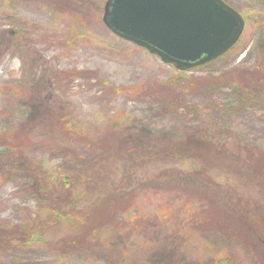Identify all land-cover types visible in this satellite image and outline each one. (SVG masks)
<instances>
[{"label":"rangeland","instance_id":"obj_1","mask_svg":"<svg viewBox=\"0 0 264 264\" xmlns=\"http://www.w3.org/2000/svg\"><path fill=\"white\" fill-rule=\"evenodd\" d=\"M226 1L245 16L240 38L182 70L114 33L106 0H0V39L12 36L1 47L0 129L25 143L0 144V264H165L171 252L172 264H264L246 227L264 226V0ZM70 69L87 73H59ZM41 71L50 85L30 91ZM40 99L76 128L40 114ZM190 135L223 148L206 158L171 148ZM71 169L83 175L74 207L49 210Z\"/></svg>","mask_w":264,"mask_h":264},{"label":"water","instance_id":"obj_2","mask_svg":"<svg viewBox=\"0 0 264 264\" xmlns=\"http://www.w3.org/2000/svg\"><path fill=\"white\" fill-rule=\"evenodd\" d=\"M103 21L163 61L192 70L234 45L246 19L226 0H106Z\"/></svg>","mask_w":264,"mask_h":264},{"label":"trees","instance_id":"obj_3","mask_svg":"<svg viewBox=\"0 0 264 264\" xmlns=\"http://www.w3.org/2000/svg\"><path fill=\"white\" fill-rule=\"evenodd\" d=\"M7 41L8 44H10L12 42V36L5 34H2V38L0 39V55L4 52L5 47L8 45H5L3 48H1L3 46V42ZM36 73V72H35ZM35 73L32 75V79L31 81L33 82V84L30 86V91L32 90H39V91H43L47 88V86L50 85L51 83V79L52 76L50 75V77L48 75H46V73L44 71H41L40 74L36 75L35 77ZM59 73H64L65 75H67V77H70L72 75H74V73L76 74H80L81 76H86V70H77L75 71V69H70V70H66L65 71H61ZM94 73V71H93ZM95 75V74H94ZM51 78V79H50ZM60 80V78H58ZM41 102L38 103V108H39V112L40 114L44 113L45 116H47V118L49 119H53L55 121V123H57L58 125H60V128H63L64 130H67V132H70L71 129H75L76 126H74L72 119L70 118L69 114L67 113H61L60 111L56 110L49 102H47L44 99H40ZM61 115H60V114ZM29 119H25V120H21V125L23 124L24 126L26 124H29L30 122L27 121ZM20 127V126H19ZM7 128L9 129V131H13L14 128L11 127V123L7 125ZM11 136L12 140L15 142H11V141H7V139H9ZM9 135L7 133H5V131L0 129V144L1 143H6L5 140L7 141L6 144H8V147L5 148L7 151H9L10 149H14L17 150V147H19L20 149L23 147V145L25 143H23L24 141H17L16 139L14 140V135ZM191 137H187L185 141L179 142L178 144H173L171 146V148H173L174 150L177 149L178 150H183V151H187L189 153H192V156H200L203 158L212 156V153L215 151V149H220L223 148V146L220 144V142H215V140H213L212 138H205V136H200L198 137L197 135H190ZM141 139V137L139 136V140ZM18 148V149H19ZM187 148V149H186ZM20 149L17 150L20 152ZM251 151V150H250ZM179 152V151H178ZM262 161L264 160L263 158L261 159ZM261 161V162H262ZM257 162V161H256ZM261 162H257L258 165H253L252 167L258 166L259 167H263L264 166V161ZM10 170V166H6L5 171L9 172ZM72 172V174L70 175V173H61V177L59 178V180L61 181V184L66 187L63 192H61L59 195L57 194V196H53V200L51 198V201L49 203V210H54V211H59V208H67L68 204H72L74 207L75 204V199L73 198L74 195H76V193H78L77 189L80 186V176L81 173H79L80 171H76L77 174L73 171V169L70 170ZM75 173V174H73ZM33 185L45 192L43 195L45 198H48L50 196V194H54V189H51L49 186L50 184L47 182H44L43 179L38 176L37 174L33 175ZM64 180V181H63ZM63 182V183H62ZM122 190V189H120ZM62 191V190H61ZM125 192V191H123ZM121 193V192H120ZM119 193V194H120ZM38 197V196H37ZM120 197V196H118ZM92 215L95 214V206L93 205L90 208ZM89 210V211H90ZM66 209H64L63 212H65ZM118 212V214H117ZM117 212L114 214L115 217V221H114V226L113 227H122L125 226L124 222L122 220L119 221V217L120 219L123 218V212L124 211H119L117 210ZM113 213V212H111ZM260 219H262V221L264 222V217L263 215H260ZM35 219V218H34ZM32 219L31 217L28 218V221L25 223V226H23V231H27L29 232V230L31 229L32 225H29V222H31ZM113 223V222H112ZM101 227H107L109 226L108 222H103L101 225ZM258 226V227H257ZM254 225L253 227L250 225H247L246 227L251 228V234L252 237L254 239H256L258 241V243H263L264 244V226L261 224L262 228L259 225ZM245 227V228H246ZM26 234V233H25ZM32 233H30L31 235ZM28 235V234H27ZM31 238V237H30ZM173 253L171 252L168 257H163V258H167V260L165 261V264H172L173 262ZM230 259L231 256H218L215 257L214 260L212 261L213 264H231L230 263ZM189 264V263H187Z\"/></svg>","mask_w":264,"mask_h":264}]
</instances>
